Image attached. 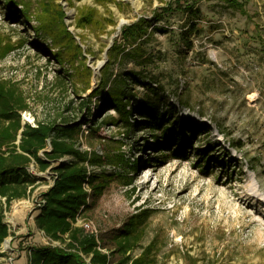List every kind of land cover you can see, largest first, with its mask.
Wrapping results in <instances>:
<instances>
[{"label": "rangeland", "instance_id": "obj_1", "mask_svg": "<svg viewBox=\"0 0 264 264\" xmlns=\"http://www.w3.org/2000/svg\"><path fill=\"white\" fill-rule=\"evenodd\" d=\"M101 1L0 0V81L26 98L22 124H73L77 147L100 158L89 170L109 180L83 219L94 224L104 251L148 211L132 257L154 243L160 264H264V0ZM91 9L94 21L79 27ZM189 9L200 19L182 38ZM139 20L150 26L140 52L127 57L139 42H126L123 31ZM102 80L105 90L82 108ZM123 87L136 94L133 104L153 105L164 128L128 134L123 123H85L89 112L95 123L118 119L97 106L109 88ZM135 114L130 122L140 121ZM187 125L200 132L186 133L185 150L161 147L154 137ZM33 165L35 186L6 211L14 225L0 264H28L31 248L63 246L36 227L39 209L30 201L47 192L53 172Z\"/></svg>", "mask_w": 264, "mask_h": 264}, {"label": "trees", "instance_id": "obj_2", "mask_svg": "<svg viewBox=\"0 0 264 264\" xmlns=\"http://www.w3.org/2000/svg\"><path fill=\"white\" fill-rule=\"evenodd\" d=\"M24 10L28 8L24 7ZM200 14L197 9H189L186 25L188 30L182 34V38H186L194 31L196 26L193 22L200 19ZM11 17L9 19L15 20L16 23L18 18ZM94 17L93 9L87 14H82L78 22L79 27L91 25ZM147 26H150L148 22L146 24L144 20H139L124 29L123 37L126 42L134 45L139 42L132 54L128 52L124 55L133 57L134 53L140 52L142 45L140 43L147 33L145 30ZM53 55L57 63H62L63 58L60 54ZM134 57L137 59L138 56ZM67 79L70 81L71 75H68ZM102 83L101 89L93 91L87 101L83 99L82 108L92 102V97L101 95L107 86L104 80ZM105 93L102 103L97 106V112L103 109L114 110L120 117L116 119L113 115H109L107 120L101 123L97 120L95 123V115L89 112L88 117H92V120L88 119L85 123L93 121L91 124L94 129L108 123L112 125L123 123L128 134L133 133L137 128H143L142 130L164 128L163 117L158 116L153 105L133 104L136 94L126 87L109 88ZM28 109L24 95L16 87L0 81V249L10 236V231L4 222V211L9 210L13 202L29 196L32 187L39 179L30 172V167L35 164L39 172L50 169L55 176L53 186L42 195L45 205L35 218L36 227L47 238L59 241L63 246L31 248L28 264H160L154 255V243L144 248L139 256H131L142 239L143 227L149 219L148 211L139 213L128 221L122 232L113 237L115 249L108 252L104 251L106 248L101 245L98 235L95 236L76 225L77 219H83L84 214L90 209L93 197L103 193L109 178L89 170V167L100 164V158L82 152L77 147L78 131L74 129L73 124L39 123L34 127L23 125L21 113ZM135 113L139 115L140 121L130 122V117L133 114L135 116ZM192 127H196L193 128L194 133L200 132L197 126ZM192 127L187 125L181 129H178V126L175 129H165L161 138L154 137L161 147L171 148L177 145L178 150H185L191 143L186 133ZM77 129L80 130L81 126ZM48 143L50 150H47ZM40 153H43L44 158ZM66 157H71L72 160L64 161ZM129 169L136 173L139 171V166L133 164ZM131 184V179H127L124 183L127 186ZM2 199H5V202ZM114 255L120 256L119 263L113 261Z\"/></svg>", "mask_w": 264, "mask_h": 264}, {"label": "built area", "instance_id": "obj_3", "mask_svg": "<svg viewBox=\"0 0 264 264\" xmlns=\"http://www.w3.org/2000/svg\"><path fill=\"white\" fill-rule=\"evenodd\" d=\"M31 169H30L31 174L35 175L34 171H33L34 165L31 166ZM54 179H55V176L53 175V179H52V181H51V183L49 185V188L53 186ZM2 201L5 202V199H2ZM30 202H31L30 206L32 207L33 210H36V208L40 210L45 205V200L42 197L39 200L32 199ZM4 222L7 225L8 229H9V231L11 233V229H12L14 223H13L12 219L8 220L6 210L4 211ZM76 225L79 226V227L84 228L87 232L97 236V230H96V228H95V226H94V224L92 222H87V221H85V219L78 218Z\"/></svg>", "mask_w": 264, "mask_h": 264}]
</instances>
